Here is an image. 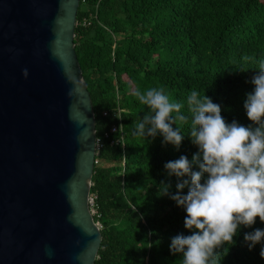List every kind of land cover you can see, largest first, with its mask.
Wrapping results in <instances>:
<instances>
[{"label":"trees","instance_id":"16d2710c","mask_svg":"<svg viewBox=\"0 0 264 264\" xmlns=\"http://www.w3.org/2000/svg\"><path fill=\"white\" fill-rule=\"evenodd\" d=\"M76 48L98 139L118 123L105 112L124 110L126 147L104 139L95 168L93 210L104 237L96 264H182L170 243L177 234H190L186 212L158 188L165 182L177 191V178L164 165L181 155L191 159L198 149L188 135L179 150L164 146L160 135H133L147 110L133 92L162 87L186 102L196 89L221 105L227 122L252 124L244 101L264 59V0H81ZM177 125L188 132L189 124ZM256 228L264 229L259 217L241 227L221 248V264H264L261 245L249 250L244 240Z\"/></svg>","mask_w":264,"mask_h":264},{"label":"water","instance_id":"95a60500","mask_svg":"<svg viewBox=\"0 0 264 264\" xmlns=\"http://www.w3.org/2000/svg\"><path fill=\"white\" fill-rule=\"evenodd\" d=\"M80 7L0 0V264L99 258L98 130L76 48Z\"/></svg>","mask_w":264,"mask_h":264},{"label":"clouds","instance_id":"9594fccd","mask_svg":"<svg viewBox=\"0 0 264 264\" xmlns=\"http://www.w3.org/2000/svg\"><path fill=\"white\" fill-rule=\"evenodd\" d=\"M257 69L251 79L254 88L244 101L253 122L247 126L227 122L221 105L196 89L186 102L172 99L162 87L133 92L147 107L133 135L146 140L160 135L164 146L171 144L177 150L188 135L198 149L191 159L181 155L165 163L168 176L177 178V191L165 182L158 188L159 195L168 196L186 212L184 225L190 234H177L170 243L182 264H221L226 255L221 248L234 242L242 226L251 227L257 217L264 222V59ZM185 108L187 112L182 111ZM177 121L189 124L187 133ZM244 240L249 250L261 245L264 258V229L246 232Z\"/></svg>","mask_w":264,"mask_h":264},{"label":"built area","instance_id":"2783aa9c","mask_svg":"<svg viewBox=\"0 0 264 264\" xmlns=\"http://www.w3.org/2000/svg\"><path fill=\"white\" fill-rule=\"evenodd\" d=\"M90 25V21L89 20H85L84 22V26H88ZM123 113L124 110L119 107L114 111H106L105 112V117H113L116 120H118L111 131L107 132L104 136V138L102 139H98V152L102 149L103 147V140L104 139H112L113 138V145L116 146H123L124 148L126 147V136H125V131H124V121H123ZM93 199V203L95 204V200ZM94 207V205H93ZM95 214L96 211L94 210ZM100 228L102 229V225L100 223H98Z\"/></svg>","mask_w":264,"mask_h":264}]
</instances>
